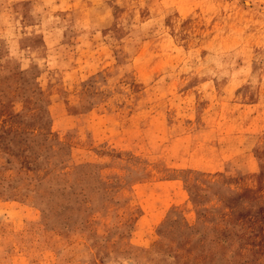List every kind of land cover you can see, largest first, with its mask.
I'll use <instances>...</instances> for the list:
<instances>
[{
  "label": "rangeland",
  "instance_id": "rangeland-1",
  "mask_svg": "<svg viewBox=\"0 0 264 264\" xmlns=\"http://www.w3.org/2000/svg\"><path fill=\"white\" fill-rule=\"evenodd\" d=\"M0 264H264V0H0Z\"/></svg>",
  "mask_w": 264,
  "mask_h": 264
}]
</instances>
